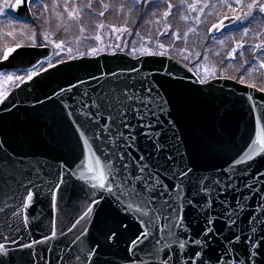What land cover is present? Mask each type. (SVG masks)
Here are the masks:
<instances>
[{
    "label": "water",
    "instance_id": "95a60500",
    "mask_svg": "<svg viewBox=\"0 0 264 264\" xmlns=\"http://www.w3.org/2000/svg\"><path fill=\"white\" fill-rule=\"evenodd\" d=\"M17 15L25 16V20H33L31 9L27 14L20 9ZM235 23L232 22V25ZM225 25V28L228 27L229 21L226 20ZM210 29V36H218L224 30ZM21 53L25 55L21 57ZM51 55L50 47L22 46L17 48L8 61L2 58L0 71L31 69L32 63H39ZM55 65L57 68H51L47 73L42 70L40 76L33 77L32 81L26 79L23 84L10 91L4 103L0 104V143L12 158L25 165L39 167L44 176L40 183L47 179L56 181L61 163L78 173L81 164L87 165L89 160L94 162L95 157L100 155L95 151L96 145L85 143L78 135L71 119L56 102L54 90L59 91L61 86L67 88L71 83H77L78 78L88 81L93 75L101 77L104 73L136 67L143 75L157 81L158 86L163 85L160 87V94L168 103L165 104V112L160 116L163 123L157 128L163 129L161 140L168 145L170 154L184 153V162L192 167L197 176L222 177L224 173L221 169L227 168L233 178H237L238 170L250 165L248 174L237 179L239 192L233 186V189L219 193L221 200L227 197L231 207H236L237 199L249 197L247 207L238 221L244 231L240 242L235 246L234 254L240 255L247 243L244 235L247 234L249 218L252 215H262L256 209L259 203L257 196L250 194V190L245 189L243 183L247 181L259 191H264V184L260 183L264 177H259L264 172V153L259 156L254 154L251 160L244 159L233 168L228 165L238 155L243 157L250 148L257 147V140L264 135V92L224 77L210 79L203 85L198 84L195 82L197 75L189 66L167 56L143 55L137 60L125 53H103L96 57H80ZM37 81L43 86L32 87ZM92 84H96V81H92ZM48 96L53 99L49 100ZM249 96L252 97L251 100L248 99ZM38 99L43 103H38ZM137 143L141 151L147 153L150 150V142L146 147L143 137ZM220 146L230 150L217 151ZM133 155H137L135 150ZM160 159H164L163 153L160 154ZM101 162L103 163L102 157ZM161 179L171 190L174 181L167 176H162ZM91 183L87 176L65 175L64 183L58 185L60 191L57 193L55 208L51 206L49 196L40 195L36 190L32 192V201L28 202L23 188L13 185L14 191H10L4 186L5 194L0 197V208H3V212H0V244L10 253L8 264H65V259L62 258L67 255L74 258L83 241L94 252L103 255L104 264H131L128 241L143 227L134 214L121 211L115 205L105 202L99 216L93 206L94 212L86 218L87 223L81 221L73 227L74 222L86 211L83 204L87 202L86 190L91 187ZM217 194L214 191L210 196L195 199L201 202L210 200L209 207L215 209L212 214L213 227L222 235L215 238L211 234L202 237L206 219L198 213L197 208L186 205L182 210V217L184 223L190 227L192 236L210 238L209 251L219 254L226 245L232 247L227 244L226 237L233 238L235 231L226 227L227 221L215 199ZM21 195H24L22 205ZM189 198H192L190 187L185 189V199ZM13 208L19 213L18 216L13 213ZM65 209L69 213L67 218L62 211ZM121 222L129 225V228L119 233L117 238L107 239V225H118ZM157 227L166 230L168 225L160 221ZM69 228H72L71 232H68ZM82 228L86 229L84 235L73 244V238L80 234ZM53 231L55 236L52 235ZM25 244L31 247L25 248ZM143 244L144 241L141 240L135 247L139 248ZM94 260L95 256H90L88 264H93ZM137 264H140L139 259Z\"/></svg>",
    "mask_w": 264,
    "mask_h": 264
},
{
    "label": "snow or ice",
    "instance_id": "6c2138e0",
    "mask_svg": "<svg viewBox=\"0 0 264 264\" xmlns=\"http://www.w3.org/2000/svg\"><path fill=\"white\" fill-rule=\"evenodd\" d=\"M236 2L243 7V0H236ZM33 4L41 10L48 7L40 0H12V2L3 0V3L0 4V12L5 15L6 19L8 16H15L19 21L26 17L17 15V12L23 9L27 14ZM160 6L158 0H131V3L126 5L136 13H147L152 8ZM165 6L169 9L172 7L171 4L166 3V0ZM224 6L226 8L233 7L232 4L226 2ZM87 7L91 8V4H88ZM247 8L248 12L240 15H225L218 24L212 25L210 31H222L226 26V20L229 21V30H234L232 22L255 21L254 12L264 16V0H252L247 4ZM193 10L195 9L193 8ZM169 14V12H164V17ZM70 15H74V13H70ZM99 15L103 16L104 13L101 12ZM100 27L103 28V25L101 24ZM237 27H241V25L237 23ZM114 31H127V29H114ZM243 31L247 35L248 28L243 27ZM7 35L12 36L13 33L8 32ZM168 38L171 39V37ZM176 38H180L179 34L176 35ZM48 39V36L45 35L39 47H47ZM96 39L100 40L101 37L96 36ZM31 43L36 46L35 34L31 37ZM20 47L22 45L19 43L15 47H7L2 54L3 60L8 61L9 57ZM55 47L63 49L65 46L61 42L56 43ZM158 47L163 49L164 45L159 44ZM238 47L242 48L243 45H238ZM261 47L260 44L254 46L256 50H260ZM124 48L127 49L128 45L125 44ZM116 49H121L119 43L114 45L112 55H116ZM103 51H105L104 47H92L90 52H83L80 55L81 57L88 55L96 57ZM67 54L70 60L77 59L70 47L67 48ZM24 55V53L20 54L21 57ZM127 55L139 60V57L143 55L164 56L165 52L152 51L148 47H141L139 50L132 47L127 51ZM43 63V61L32 63L31 69H25L28 81H32L35 76H40L37 69L42 68ZM65 63L64 59L59 60V64ZM261 67L264 68V63L261 64ZM51 68H57V66L48 62V67L43 68V72L47 73ZM133 73H137V75H133ZM4 80L6 82L15 80L19 84H23L25 76L6 75ZM92 81H96V84H92ZM195 82L201 85L208 83L207 69H205L204 78L201 79L197 76ZM239 83L243 84L244 79L241 78ZM42 86L39 81L32 85V87ZM160 87L163 85L158 86L157 81L143 75L138 68L134 67L131 70L104 73L101 77L93 75L88 81L78 78L77 83H71L67 88L61 86L59 91L54 90L56 102L65 110V114L71 119L78 135L83 138L85 143L95 144V151L100 155L95 157L94 162L89 160L87 165L81 164L78 173L70 166L61 163L56 181L47 179L44 183H40L41 180H44V176L39 167L25 165L22 161L14 160L0 143V197L5 194L4 186H7L10 191H14L13 185H15L24 189V195L28 202L32 201V192L36 190L40 195L49 196L52 202L51 206L55 208L57 193L60 191L58 185L64 183L65 175L87 176L92 183L91 187L86 190L87 202L83 204L86 211L74 222L73 227L81 221L87 223L86 218L94 212L93 206H95L96 215L99 216L105 202L115 205L121 211L134 214L139 218L143 227L133 239L128 241L131 264H137V259L140 264H264V227H261L264 226V191H259L257 187L247 181L243 183V187L249 189L250 194L257 196L259 203L256 205V209L261 211L262 215L260 217L252 215L249 218L247 234L244 235L247 243L240 255L234 254L235 246L240 242L244 231L240 228L238 221L241 213L247 207L249 197L237 199L236 207H231L227 197L223 200L219 198V193L229 191L233 189V186H235L236 192L240 191L237 179L239 176L248 174L250 165L239 169L237 178H233L227 168L221 169L224 173L222 177L219 175L197 176L193 173L192 167L184 162V153L170 154L171 150L168 145L161 140L163 129L157 128L163 123L160 116L165 112V104L168 103L167 99L161 96ZM251 87H255V85H251ZM24 91H28V89H24ZM260 91L264 92V88H261ZM7 96V91L0 92V104L4 103ZM48 99L51 100L53 97L48 96ZM248 99L251 100L252 97L249 96ZM38 103H43V101L38 99ZM225 109H227V105H225ZM140 137L144 138L146 147L150 142V150L147 153L139 149L137 141ZM256 144L257 147L250 148L243 157L238 155L229 163L228 167L233 168L235 164L241 163L244 159L251 160L254 154L259 156L260 153H264V135L257 140ZM133 150L137 152V155H133ZM216 150L223 152L230 149L220 146ZM161 153L164 154L163 160L160 159ZM162 176H167L174 181L171 190H169V185L161 179ZM259 177H264V172H261ZM259 177H254V179H259ZM260 183L264 184V180H261ZM188 187L191 188L192 198L185 199V189ZM214 191L218 193L215 199L222 209V216L227 221V229L235 231L233 238L226 237L227 244L232 247L226 245L219 254L209 251L210 238L193 237L190 227L184 223L182 217V210L186 205L197 208L198 213L204 215L206 219L202 237H208L209 234L212 238L222 235V233H217L213 227L212 214L215 209L209 207L210 200L205 199L201 202L195 199V197L210 196ZM24 195H21L20 198L21 205L24 203ZM12 211L15 215H19L15 212V208ZM62 211L67 218L69 215L67 210ZM0 212H3V208H0ZM160 221L168 225L166 230L157 227ZM54 223L55 221H53ZM107 226L109 228L107 239L109 240L117 238L119 233H123L129 228V225L122 222L118 225ZM236 229H240V231H236ZM71 231L72 228H69L68 232ZM85 231L86 229L82 228L80 234L73 238L72 243L74 244L81 235H84ZM55 234L53 231L52 235L55 236ZM141 240L144 241V244L136 248L135 246ZM24 247L30 248L31 245L25 244ZM9 256L8 249L0 244V264H8ZM90 256H95L93 264H104L103 255L94 252L86 241L82 242V246L74 258L67 255L62 259H65V264H75L77 261L80 264H88Z\"/></svg>",
    "mask_w": 264,
    "mask_h": 264
},
{
    "label": "rangeland",
    "instance_id": "374dc122",
    "mask_svg": "<svg viewBox=\"0 0 264 264\" xmlns=\"http://www.w3.org/2000/svg\"><path fill=\"white\" fill-rule=\"evenodd\" d=\"M96 1L103 3V0ZM128 1L131 3V0ZM246 1L249 3L252 2V0H243V7H241L237 4L236 0H166V3L171 4L172 7L174 4L178 3L183 7V12L178 17V21L181 22L182 19H186L185 22L190 23L188 26L190 29L187 28V30H185L183 27L182 30L177 29L170 35L171 27L167 22L168 18H165L164 20L161 19L162 29L159 32L158 40L152 42L149 39L146 40L141 38H143V32H146L147 30L144 26L149 23L150 20L148 19L153 18L154 14L158 13L155 12L156 9L154 8L151 9V16L149 14L148 17L142 20L137 18L135 23H132V29H128L130 27L118 24L117 20L116 22H106L107 20L104 18L102 19L99 15L101 12L96 11L92 5L91 8L87 7L88 4H91L89 0H48L46 2L40 0L41 3L47 4L48 7L43 10L40 9L43 22L38 27L37 31L35 29L36 26L32 23H23L20 20L17 21L14 16H8L6 19L5 15L0 12V58L7 47L16 45L17 43L25 46L32 45L31 37L33 34H35L36 45L38 46L43 37L45 35L48 36L49 39L46 43L54 50L53 56L49 59L51 62L65 58L67 59V48L69 47L72 48L73 54L76 55V57H80V53L90 52L92 47H104L105 51L101 53H112L114 45L117 43L121 45V49H116V52L120 51L127 54V51L132 47H135L137 50L141 47H148L152 51H164L165 55L172 56V53L168 51L167 45H165L164 42H161L163 41L162 38L171 37L169 40L171 44L181 42L183 46L194 45L196 48L201 47L200 50L195 51V53L191 52V54H185L181 52L179 55L175 54L172 57L178 56L175 58L194 65L195 71L199 74L201 79L204 78L205 69H207L209 80L216 76L223 75V73H218L219 66L216 60L217 63L209 61L208 59L216 55L215 53L219 50L224 54L226 53L225 58L228 57L229 60L235 59L233 57L236 53V50H231V46H229L230 43L234 42V38L229 36V28L223 30L218 36L212 37L209 35L210 27L219 20H214V17L222 13L223 9L225 11L224 14L229 16L239 15L237 11L241 8L244 10ZM10 2H12V0H10ZM158 2L163 4V6L165 5V0H158ZM225 2L232 4L233 7L226 8L224 6ZM2 3L3 0H0V4ZM205 5H207V7H205ZM35 7L37 6L33 4L32 8L34 9ZM105 7L106 4L103 3V8ZM172 7L170 9H172ZM193 8L195 10H193ZM105 11L106 9L102 10V12ZM70 13H74V15H70ZM255 13L256 12H254L253 15ZM257 14L261 15L259 13ZM187 16L190 18L187 19ZM262 17L264 18V16ZM119 20H124V18H120ZM246 21L247 20H241L237 23L241 25V27H245L247 24ZM237 23L232 27H237ZM101 24L103 25V28L100 27ZM126 28L127 31H114V29L123 30ZM8 32H12L13 35H7ZM261 32L264 34V22L261 24ZM177 34H179V39L176 38ZM248 34L249 30L247 35ZM96 36H100L101 39L97 40ZM221 41H223V43H221ZM61 42L65 47L63 49H57L55 47L56 43ZM125 44L128 45L127 49L124 48ZM159 44H163L164 48L159 49ZM260 45L263 47L264 41H261ZM233 46H235V44H233ZM57 53H59V55H57ZM262 63H264L263 59L259 57L256 58L254 65L250 64L249 61L245 62L248 72L257 74L264 79V68L261 67ZM6 75L16 76L23 74H2L0 76V82L5 84L10 83L4 80V76ZM14 81L15 80L11 82Z\"/></svg>",
    "mask_w": 264,
    "mask_h": 264
},
{
    "label": "trees",
    "instance_id": "16d2710c",
    "mask_svg": "<svg viewBox=\"0 0 264 264\" xmlns=\"http://www.w3.org/2000/svg\"><path fill=\"white\" fill-rule=\"evenodd\" d=\"M42 1L46 2L48 0H42ZM89 1L91 2L92 7L96 11L102 12L103 9H106V11L103 12L104 15L101 16L102 19L104 18L105 20H107L106 22H111V21L116 22L117 20L118 24L127 25L128 27H130L128 29H132V23L133 22L135 23V20L137 18L139 20L145 19L151 13V11L147 13L145 12L136 13L132 8L126 7V5L130 4V1L128 0H103V3L106 4L105 8H103L102 2L100 3L99 1L96 0H89ZM247 3L249 2L246 1L244 10L241 8L237 11L239 15L244 12H248ZM160 5L161 6L159 8H154L156 9L155 12L158 13H155L153 18L148 19L150 20L149 23L144 26V28H147V30L146 32H143L142 35L143 38L141 39H146V40L149 39L152 42L157 41L159 32L162 29L161 19L164 20L165 18H168L167 22L171 27L170 35L171 33L175 32V30L177 29L182 30V28L184 27V29L187 30V28H189L188 26L190 23H186L185 22L186 19H182L181 22L178 21V17L183 12V7L179 3L174 4L172 9L167 8L165 5L163 6V4ZM164 12H169L170 14L167 17H164ZM222 13L214 17V20L220 19L221 17L227 15L224 14L225 13L224 9ZM34 15L35 18L36 17L38 18L34 19V22L32 24L36 26L35 29L37 31L38 27L43 22V18H41V11L38 7L34 8ZM253 16L255 17V21H251V22L250 20L246 21L247 24L245 25V27H247L249 30V34L247 36L243 33L244 32L243 27H235L233 28L234 30H228V32H230L229 36L231 38L232 37L234 38V42L230 43L229 46H231V50L232 49L236 50L237 54L235 53V56L233 57L235 59L229 60L228 57L225 58L226 53L224 54L222 53L221 50H219L218 52L215 53L216 55L212 56L211 54L212 57L208 60L218 62V66H219L218 73H223V75L220 76H227L236 79L237 81L243 78L245 84L255 85V87L261 89L264 88V79H262L261 76H258L257 74L248 72L247 65L245 64L246 61H249L250 64L254 65V62L256 61L257 57L263 59L264 62V46L260 50H256L254 48L255 45L260 44L261 41H264V34H262L261 32V24H263L264 18L261 15H258L257 13H255ZM120 18H124V20L120 21L119 20ZM188 18L190 17L187 16V19ZM162 40L163 41L161 42H164V44L167 45L168 51L172 53L171 54L172 56H174L175 54L179 55L181 52L185 54H191V52L195 53V51H199L201 48V47L196 48V46L194 45L183 46L181 42L171 44L169 42L170 39L168 37L162 38ZM233 44H235V46H233ZM241 44L243 45V47L242 48L238 47V45ZM186 63L190 65L193 69H195L194 65H191L188 62Z\"/></svg>",
    "mask_w": 264,
    "mask_h": 264
},
{
    "label": "flooded vegetation",
    "instance_id": "af4514ba",
    "mask_svg": "<svg viewBox=\"0 0 264 264\" xmlns=\"http://www.w3.org/2000/svg\"><path fill=\"white\" fill-rule=\"evenodd\" d=\"M2 57V56H1ZM46 66V65H45ZM48 66V65H47ZM39 70V69H38ZM37 70V71H38ZM7 73H12L15 74V72H4V73H0V76L2 74H7ZM27 77V76H26ZM19 82L18 81H14V82H10V83H2L0 82V92H4V91H10L12 88H14Z\"/></svg>",
    "mask_w": 264,
    "mask_h": 264
}]
</instances>
